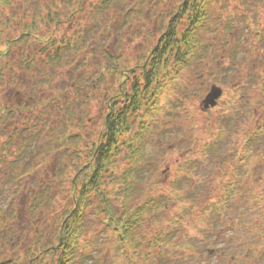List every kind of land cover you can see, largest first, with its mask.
I'll list each match as a JSON object with an SVG mask.
<instances>
[{"label": "rangeland", "instance_id": "374dc122", "mask_svg": "<svg viewBox=\"0 0 264 264\" xmlns=\"http://www.w3.org/2000/svg\"><path fill=\"white\" fill-rule=\"evenodd\" d=\"M103 1L13 0L0 15L2 28L4 18L14 23V14L36 8L63 20L79 8L60 27L69 39L62 61L48 63L44 43L35 41L14 43L0 56V107L22 108L15 117L0 116V262L18 257L27 264L38 252L36 243H58L64 212L72 209L70 180L84 174V153L98 139L107 99L120 86L107 70L101 86L90 80L96 81L104 65H136L181 2ZM207 9L199 33L202 59L181 69L171 84L165 78L151 117L143 119L147 129L138 165L143 172L133 192L126 200L122 191L129 168L126 145L119 147L117 183L107 191L113 210L155 200L156 211L119 243L106 212H99L104 203L92 195L75 264H264V87L253 77L264 73V0H214ZM42 27L39 34L47 36L51 24ZM14 36L4 30L1 40ZM38 50L26 69L25 58ZM213 84L223 94L204 110L202 100ZM131 118L134 137L142 119ZM68 138L64 150L54 149ZM22 141L29 151L21 149ZM227 183L233 185L231 195ZM41 188L50 189L53 201L32 212L29 205ZM159 234L168 242L153 246ZM55 259L47 257L44 264Z\"/></svg>", "mask_w": 264, "mask_h": 264}, {"label": "trees", "instance_id": "16d2710c", "mask_svg": "<svg viewBox=\"0 0 264 264\" xmlns=\"http://www.w3.org/2000/svg\"><path fill=\"white\" fill-rule=\"evenodd\" d=\"M110 1L104 0L103 3L108 4ZM213 1L181 0L167 27L158 35L153 47L138 58L136 65L130 68H122L123 66L119 63H115L114 67H105L104 65L103 72L100 71L95 74L96 81L90 80V82L101 86L105 81L104 72L108 71L112 76H115V79L118 78L120 86L107 99L106 113L102 119L98 139L93 138L90 141L89 148L84 153L87 158L81 167L84 174L81 171L77 172V176L75 178L73 176L70 180L72 209L69 212H64L61 220L63 225L60 226L61 231L58 233V243L56 245L47 244L46 246L42 242L36 243L38 252L31 254L27 264H44L47 257H56L55 264H75L74 261L77 262L76 250L79 248L80 237L84 233L82 219L92 195L104 203L103 210H99V212H106L108 222L113 226L112 230L118 235L119 243L130 238L135 228L142 227L149 213L154 214L158 206L155 200L140 204L134 209L124 208L123 206L120 211L113 210L106 201L108 199V189H113L117 183L114 173L117 168L119 147L126 145L129 151L127 162L129 168L123 177L126 185L122 189L125 199L128 200L129 192H133L135 188L134 183L136 182L134 180L143 172L140 166L138 167L144 156L142 136L147 129L143 119L147 118L146 115L149 118L151 117L157 99L161 97L163 90L166 88L165 78L171 84L173 76H176L181 69L202 59L205 46L199 39V33L208 20L207 6ZM12 5L13 0H0V15L4 16V12ZM78 12L79 8H74L68 14L66 20H63L56 12L47 9L45 13H42L39 8H36L20 16L14 14L12 17L14 23L11 19L4 18L2 28L15 32L16 36L5 38L2 42L1 37L4 30L0 28V56H7L11 45L14 43L35 41L44 43L42 50L45 51L44 60H48V63L54 64L62 61L65 54L63 50L66 45H69V39L63 36L60 27L65 21L74 18ZM49 24L52 27L50 33L47 36L40 35L39 32L43 29L42 26ZM36 56L39 57V50L34 57L25 58L23 63L26 65V69L33 65ZM116 65L119 66L118 69H116ZM162 70L168 72L161 75ZM253 77L258 83H262L264 87V73ZM36 81L39 83V78H36ZM125 83L130 84L126 92ZM143 107H145L144 113L140 112ZM21 109L19 106L13 110H5L4 107H0L1 120L3 117H15ZM132 116H136L138 120L142 119L138 126V135L134 137H131ZM66 120V123H68L70 117L68 116ZM256 133L261 135L263 131L258 127ZM71 136L76 138V135L68 132V137ZM69 138L55 146L54 149L57 151L64 150L71 144ZM21 149L29 151L26 142H21ZM80 175H82V178L78 180ZM225 187V192H232L230 183H227ZM225 198V201H227L229 197ZM52 199L50 189L44 190L41 188L32 199L29 209L38 211L41 204L52 202ZM122 203L125 204L123 200ZM152 214L151 216H153ZM167 238L166 235L159 234L153 239V246L155 244H166L168 242ZM185 245L182 244L181 246L184 247ZM122 249L125 251L128 247L125 246ZM125 254H128V252ZM130 255H132V252ZM0 264H22V262L16 257L2 261Z\"/></svg>", "mask_w": 264, "mask_h": 264}, {"label": "water", "instance_id": "95a60500", "mask_svg": "<svg viewBox=\"0 0 264 264\" xmlns=\"http://www.w3.org/2000/svg\"><path fill=\"white\" fill-rule=\"evenodd\" d=\"M222 95V89L216 85H212L208 94L202 100L203 109L214 107L217 104V100Z\"/></svg>", "mask_w": 264, "mask_h": 264}]
</instances>
